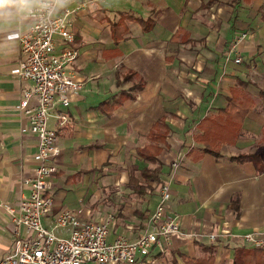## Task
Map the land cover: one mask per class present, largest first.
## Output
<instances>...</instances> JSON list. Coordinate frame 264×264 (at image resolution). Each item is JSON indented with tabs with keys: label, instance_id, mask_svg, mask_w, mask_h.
Wrapping results in <instances>:
<instances>
[{
	"label": "crops",
	"instance_id": "0c3cea01",
	"mask_svg": "<svg viewBox=\"0 0 264 264\" xmlns=\"http://www.w3.org/2000/svg\"><path fill=\"white\" fill-rule=\"evenodd\" d=\"M36 1L0 10V258L15 246L10 209L18 210L30 194L25 179L37 166L38 137L20 107L23 88L32 82L13 72L23 54L19 40L9 37L30 29L28 11ZM81 1L61 0L60 9ZM87 1L72 17L79 55L67 66L83 84L49 119L58 128L61 154L57 173L49 177L53 206L45 225L52 228L56 215L68 208L90 220L110 210V239H136L152 228L160 184L168 182L169 213L181 216L184 233L173 234L165 251L155 247L135 264L232 263L246 244L240 234L264 233V0ZM120 20L124 30L118 28L122 38L116 40L113 24ZM140 77L144 85L135 89ZM242 81L256 104L239 135L221 143V155L207 152L196 159L203 147L195 138L203 132L199 122L217 115ZM58 112L68 113L69 126L59 127ZM163 116L171 132L157 143L158 161L151 162L140 150L154 143L149 134ZM241 152L254 158L232 157ZM157 165L163 182L146 180L142 168ZM69 230L56 228L58 234ZM195 230L204 238L185 234ZM221 230L230 233L208 238Z\"/></svg>",
	"mask_w": 264,
	"mask_h": 264
},
{
	"label": "built area",
	"instance_id": "2783aa9c",
	"mask_svg": "<svg viewBox=\"0 0 264 264\" xmlns=\"http://www.w3.org/2000/svg\"><path fill=\"white\" fill-rule=\"evenodd\" d=\"M87 2L83 0L60 9L61 0H37L28 11L32 19L30 29L9 34L19 40L23 54L13 72L32 82L23 88L20 107L29 116L31 130L38 137V151L33 176L25 179L31 192L22 198L18 210L10 209L15 246L0 258V264H135L149 257L155 247L165 251L173 234L184 233L181 216L169 213L172 189L168 182L160 184L159 199L149 219L152 228L136 239L125 235L110 239L112 214L101 220L82 219L77 210L68 208L56 215L52 228L43 221L52 210L49 177L57 173L61 154L58 128H52L49 119L52 110L57 105L67 106L83 84L67 66L79 55L72 17L78 15ZM246 35L244 32L240 38ZM235 60L239 62L241 57ZM32 98L36 103H31ZM56 117L59 127L71 124L67 112H58ZM182 158L180 155L173 162L175 168ZM58 227L70 229L69 233L58 234ZM229 233L212 232L208 238L217 241ZM185 234L197 239L205 236L196 230ZM239 237L246 244L264 250L261 231L250 230Z\"/></svg>",
	"mask_w": 264,
	"mask_h": 264
},
{
	"label": "trees",
	"instance_id": "16d2710c",
	"mask_svg": "<svg viewBox=\"0 0 264 264\" xmlns=\"http://www.w3.org/2000/svg\"><path fill=\"white\" fill-rule=\"evenodd\" d=\"M118 28L124 30V24L120 20L113 24V32L115 39L122 38L121 33L118 35ZM123 33V32H122ZM133 76H137L136 73ZM131 78V75L127 76ZM144 78L140 77V83H137L135 89L142 88ZM240 88L232 89V95L228 97L225 107L220 108L217 115L205 116L199 122L198 126L203 130L202 133L196 135V140L203 144L202 149L195 154V158H201L205 153L210 152L217 156L221 155V143L233 141L239 135L243 121L248 112L254 108L256 100L252 93L247 89L249 83L242 81L239 83ZM171 132L169 124L165 117L158 119L149 134V138L154 141L148 144L144 149L140 150L141 154L151 162H157V153L160 152L162 146L157 143L166 142L167 137ZM233 158L239 161H246L254 158V153L241 152L238 155H233ZM146 180L154 179L158 182H163L161 178L162 166L157 165L154 168L145 166L141 170ZM213 250L214 247H208ZM240 254L235 256L232 263L229 264H264V250L259 247H252L245 244L240 249Z\"/></svg>",
	"mask_w": 264,
	"mask_h": 264
},
{
	"label": "rangeland",
	"instance_id": "374dc122",
	"mask_svg": "<svg viewBox=\"0 0 264 264\" xmlns=\"http://www.w3.org/2000/svg\"><path fill=\"white\" fill-rule=\"evenodd\" d=\"M130 170V169H129ZM130 174L132 175V172H130ZM134 175H133V180H134V183H135V181H138L139 180V174L136 172V171H134V173H133ZM129 180H132V178H130ZM133 187H131L130 189H132ZM130 195H129V198H132V194H134V192L132 191H130V193H129ZM103 199H105V197L103 198ZM109 201V199H105V201H104V203L106 204L107 202ZM80 202V201H79ZM81 203V202H80ZM108 211V212H107ZM110 210H106V212H104L103 214H101V218H106L107 216H109L110 214H113L111 211L109 212ZM80 214H81V212H80ZM115 216V215H114Z\"/></svg>",
	"mask_w": 264,
	"mask_h": 264
},
{
	"label": "clouds",
	"instance_id": "9594fccd",
	"mask_svg": "<svg viewBox=\"0 0 264 264\" xmlns=\"http://www.w3.org/2000/svg\"><path fill=\"white\" fill-rule=\"evenodd\" d=\"M24 2L25 0H0V10L9 5H17Z\"/></svg>",
	"mask_w": 264,
	"mask_h": 264
}]
</instances>
